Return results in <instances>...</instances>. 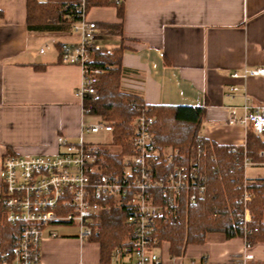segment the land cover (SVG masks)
<instances>
[{
    "label": "crops",
    "instance_id": "1",
    "mask_svg": "<svg viewBox=\"0 0 264 264\" xmlns=\"http://www.w3.org/2000/svg\"><path fill=\"white\" fill-rule=\"evenodd\" d=\"M27 1L0 0V185L6 154L54 155L60 136L71 143L99 140L82 132L97 119L83 115L76 97L81 69L63 64L58 49L77 45L79 37L30 34ZM122 2L123 21L116 8H92L89 13L97 24L123 25L120 35L107 36L111 47L102 46L109 52L125 49L121 91L148 106L205 108V140L220 147L245 146V129L227 124L229 108L245 106L247 97L251 106L264 107V79L230 76L264 67V0ZM105 36L100 31L98 42ZM231 86L241 90L234 99L224 96ZM64 228L77 233H57L52 239L49 233L60 228L48 229L41 264H106L99 243L80 240L77 228ZM166 254L170 264H264V243L246 250L243 238L209 234L203 245L189 246L181 258L172 259L169 246ZM247 254L254 259L247 260Z\"/></svg>",
    "mask_w": 264,
    "mask_h": 264
},
{
    "label": "built area",
    "instance_id": "2",
    "mask_svg": "<svg viewBox=\"0 0 264 264\" xmlns=\"http://www.w3.org/2000/svg\"><path fill=\"white\" fill-rule=\"evenodd\" d=\"M89 1L79 0L76 15L69 17L79 42L63 49L61 61L81 69L83 82L76 97L81 101L83 115L97 119L93 124H85L82 132L99 140L71 143L60 136L59 150L54 155L4 156L0 185V264H41L42 245L46 231L51 228L74 227L80 240H91L102 232V215L115 207L127 214L128 239L114 249L109 264H170L162 252L165 242L159 241L161 223H180L184 211L197 205L207 192L205 147L198 146L190 157L178 149L161 147L155 136L156 119L146 109H138L126 146L118 145L114 125L85 108L87 98L98 95L100 78L109 70L94 65V57L102 47L98 42V25L89 19ZM121 4L122 0H116V8ZM230 77L243 81L264 79V67L236 71ZM240 91L238 86H231L224 96L234 99ZM246 101L241 108H229L227 124L264 137V107L251 106L248 97ZM242 148L244 153L240 155ZM230 152L243 159L241 229L247 237L252 234L249 224L253 223L249 210L252 195L247 187L254 179L247 178L246 171L257 165L247 157L245 146L231 147ZM253 232L257 233L258 229ZM49 237L55 239L58 234L51 231ZM244 240L246 250H250L252 244ZM246 259L253 260L254 256L247 254Z\"/></svg>",
    "mask_w": 264,
    "mask_h": 264
},
{
    "label": "trees",
    "instance_id": "3",
    "mask_svg": "<svg viewBox=\"0 0 264 264\" xmlns=\"http://www.w3.org/2000/svg\"><path fill=\"white\" fill-rule=\"evenodd\" d=\"M39 0L27 1V28L30 34L60 35L73 33L69 17L76 15L75 6L79 0ZM92 8H116V0H91ZM117 9L120 21L124 19V4ZM98 28L106 36L122 33L123 25L100 24ZM65 47L58 46L60 53ZM124 47L109 52L102 49L96 53L94 65L109 67L108 73L100 78L98 95L87 98L85 108L91 114L100 116L105 122L113 124L115 140L118 145L126 146L132 134V125L139 115L138 109H146L155 121V136L161 147L178 149L190 157L202 145L207 151L204 167L208 177L205 197L197 205L184 211L182 220L175 225L161 223L160 244L169 243L172 259L181 258L191 245H203L209 234H223L226 239H246L256 245L264 243V180H250L247 190L252 195L249 210L253 223L245 236L241 229L243 207L240 200L244 193L243 159L230 152L231 147H220L201 136L205 116L202 107L148 106L140 98L121 91L123 73L122 56ZM62 62V61H61ZM247 157L254 165L264 166V139L252 133L247 135ZM243 148L240 155H243ZM212 157V158H211ZM243 157V156H242ZM127 214L115 207L101 217L102 232L91 239L101 246L102 261L109 264L115 248L124 245L128 239L125 226ZM258 229L257 233L253 231Z\"/></svg>",
    "mask_w": 264,
    "mask_h": 264
},
{
    "label": "rangeland",
    "instance_id": "4",
    "mask_svg": "<svg viewBox=\"0 0 264 264\" xmlns=\"http://www.w3.org/2000/svg\"><path fill=\"white\" fill-rule=\"evenodd\" d=\"M110 41L111 40H109V37H107V36H105V37H102L101 39H100V43H99V45L102 47V46H104V47H111V45L109 44L110 43ZM263 139H264V137H263ZM81 141H73L72 143H80ZM246 174H247V177H254V176H256V175H264V168H257V167H252V168H250V169H248L247 171H246ZM57 231V233L59 234V235H70V234H75V233H77V230L76 229H67V228H60V229H57L56 230ZM168 246H169V243H165V245H164V250L162 251L163 253H164V255H167L166 254V251H167V248H168ZM170 247V246H169ZM166 259V258H165ZM166 260H168V259H166Z\"/></svg>",
    "mask_w": 264,
    "mask_h": 264
}]
</instances>
